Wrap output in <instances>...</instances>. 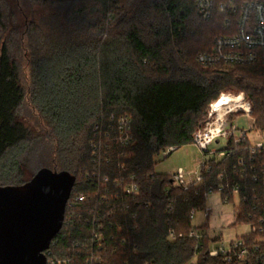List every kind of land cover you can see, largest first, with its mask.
Here are the masks:
<instances>
[{
    "label": "trees",
    "instance_id": "16d2710c",
    "mask_svg": "<svg viewBox=\"0 0 264 264\" xmlns=\"http://www.w3.org/2000/svg\"><path fill=\"white\" fill-rule=\"evenodd\" d=\"M36 1L55 6L67 22L59 41L31 62L33 102L54 127L60 163L52 167L32 156L25 177L13 157L5 172L23 176L4 178L0 186L24 184L44 167L76 177L68 218L46 264H264V153L252 154L249 139L229 138L227 153L207 157L202 182L187 189L154 169L159 152L194 143L222 93L244 92L252 102L251 129L264 132V63L198 62L226 33L225 12L215 8L206 20L197 0ZM2 18L0 11V28ZM20 72L19 61L0 45V161L27 137L18 117L25 99ZM122 117L130 121L128 142L120 139ZM211 192L228 202L237 197L233 225L252 228L216 256L210 252L218 237H210L208 223L193 226L191 217L206 210ZM192 230L202 236L190 237ZM235 242L247 258L234 256Z\"/></svg>",
    "mask_w": 264,
    "mask_h": 264
},
{
    "label": "rangeland",
    "instance_id": "374dc122",
    "mask_svg": "<svg viewBox=\"0 0 264 264\" xmlns=\"http://www.w3.org/2000/svg\"><path fill=\"white\" fill-rule=\"evenodd\" d=\"M0 11L3 13L0 45L8 47L10 53L19 61L21 68L20 83L24 88L25 99L19 108L18 117L27 131V137L18 146L11 148L0 161V182H2V179H7V177L9 181L20 179L24 172L25 177L30 176L33 168L29 160L32 156H40L44 160L43 164L52 167L59 166V157L55 152L54 127L33 102L31 62L33 55L40 57L46 54L52 45L59 41V27L67 22L59 19L60 15L62 16V11H59L55 6L36 0H0ZM33 24H36L37 29ZM239 93L235 91L227 94ZM205 119L206 117L203 120L205 121ZM235 121L239 130L246 131L251 145L255 146L257 143L264 142V132L255 128L251 129L252 120L248 116L240 114ZM83 136L82 133L78 138L79 146L82 145V141L84 143ZM226 142L225 138H219L218 142L215 141L209 148L211 151L222 150L225 148ZM169 152L161 151L155 155L154 169L156 173L171 174L179 168H183L186 173H192L194 176V172L200 169L202 161L209 157V154L201 150L195 143L182 146L170 155H168ZM13 157L20 160L24 172L21 174L12 173L10 178L5 169L9 165V159ZM71 170L73 171V169ZM238 203L237 197L234 202H228L222 198L220 192H211L206 200V210H199L194 214L193 226L200 227L208 223L210 237H218V240L213 242V248L221 247L224 244L226 249H230L232 241H236L238 236L251 231L252 228L248 224L233 225ZM196 259L197 256H194L191 261L195 262Z\"/></svg>",
    "mask_w": 264,
    "mask_h": 264
},
{
    "label": "built area",
    "instance_id": "2783aa9c",
    "mask_svg": "<svg viewBox=\"0 0 264 264\" xmlns=\"http://www.w3.org/2000/svg\"><path fill=\"white\" fill-rule=\"evenodd\" d=\"M197 7L206 20L212 16L215 8L225 12L226 24V33L215 39L213 51L199 55L198 62L201 65L264 63V0H197ZM224 94L222 93L217 100L223 98ZM233 96L237 99L236 101L221 106L216 105V100L213 101L208 109L204 124L193 135V142L209 156L223 157L227 153L224 150H210V145L215 141L218 142L219 138L228 140L234 137L237 141L248 139L246 131L239 130L236 121L231 120L230 116L243 114L252 120V102L244 92ZM119 130L121 141L128 142L132 139L130 121L127 117L120 119ZM172 149L169 148L167 151ZM251 152L255 155L260 152L264 153V142L257 143L255 146L251 145ZM201 168L202 163L200 169L194 172V176L192 173H186L183 168L171 173V176L178 186L187 189L193 184L202 182ZM136 190V185H132L128 192L134 193ZM76 199L80 200L82 197ZM68 204H70V200ZM195 213L194 210L191 212L192 218ZM66 218L68 217L65 214ZM189 236L199 238L202 234L199 230H192ZM171 237H174L173 233H171ZM233 251L234 256L239 259H245L248 256V250L241 248V242H235ZM228 252L229 249H226L223 244L221 247L212 248L210 253L216 256L219 253L226 254Z\"/></svg>",
    "mask_w": 264,
    "mask_h": 264
},
{
    "label": "water",
    "instance_id": "95a60500",
    "mask_svg": "<svg viewBox=\"0 0 264 264\" xmlns=\"http://www.w3.org/2000/svg\"><path fill=\"white\" fill-rule=\"evenodd\" d=\"M76 177L39 169L28 182L0 186V264H46L61 230Z\"/></svg>",
    "mask_w": 264,
    "mask_h": 264
},
{
    "label": "bare ground",
    "instance_id": "6f19581e",
    "mask_svg": "<svg viewBox=\"0 0 264 264\" xmlns=\"http://www.w3.org/2000/svg\"><path fill=\"white\" fill-rule=\"evenodd\" d=\"M236 100L237 99L235 98V96L225 93L223 98H221L219 101L216 100V102H217L216 105L217 106H221V105H224V104H228V103L234 102Z\"/></svg>",
    "mask_w": 264,
    "mask_h": 264
}]
</instances>
